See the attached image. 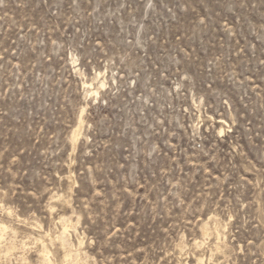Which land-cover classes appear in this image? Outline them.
<instances>
[{
  "label": "rangeland",
  "instance_id": "rangeland-1",
  "mask_svg": "<svg viewBox=\"0 0 264 264\" xmlns=\"http://www.w3.org/2000/svg\"><path fill=\"white\" fill-rule=\"evenodd\" d=\"M0 264H264V0H0Z\"/></svg>",
  "mask_w": 264,
  "mask_h": 264
},
{
  "label": "bare ground",
  "instance_id": "bare-ground-1",
  "mask_svg": "<svg viewBox=\"0 0 264 264\" xmlns=\"http://www.w3.org/2000/svg\"><path fill=\"white\" fill-rule=\"evenodd\" d=\"M99 76H100V74L98 75V77H99ZM104 86H105L104 83H101L99 89L104 88ZM95 89H96V88H95ZM99 89H97V90H93V89H92V90L90 91L91 95H96V96H97V95H98V92H99ZM220 133H224V130L221 129ZM75 135H76V134H75ZM74 141H75V139H74ZM1 229H2V228H1ZM43 247H44V246H43ZM43 247H42V249L44 250ZM45 249H46V248H45ZM45 251H46V250H45ZM43 252H44V251H43ZM46 252H47V251H46ZM46 252H45V253H46ZM44 257H45V256H44ZM47 258H48V257H47ZM40 260H42V259H40ZM46 261H47V260H46ZM46 261H45V262H46ZM41 262H42V261H41ZM43 263H44V260H43ZM47 263H48V262H47Z\"/></svg>",
  "mask_w": 264,
  "mask_h": 264
}]
</instances>
